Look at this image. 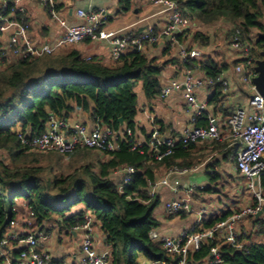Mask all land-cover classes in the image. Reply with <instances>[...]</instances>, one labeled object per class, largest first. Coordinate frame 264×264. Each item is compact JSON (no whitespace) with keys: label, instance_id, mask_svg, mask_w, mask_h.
Returning a JSON list of instances; mask_svg holds the SVG:
<instances>
[{"label":"trees","instance_id":"trees-1","mask_svg":"<svg viewBox=\"0 0 264 264\" xmlns=\"http://www.w3.org/2000/svg\"><path fill=\"white\" fill-rule=\"evenodd\" d=\"M173 1L197 23L211 25L224 21L228 26L236 27L242 38L248 41L253 38L251 30L264 34V26L260 22L264 15V0ZM119 5L127 11L131 0H119ZM61 6L57 4V8ZM194 33V40L199 42L208 37L200 31ZM255 41L257 48H253L252 56L257 59L264 48V40L255 36ZM169 61L160 63L145 53L131 50L105 64L98 57H84L72 48L60 49L39 58L13 59L5 69L0 70V149H4L12 161L7 165L0 161V240L13 221L22 227L38 228L45 235V223H61L65 229L72 230L83 223V217L88 213L93 225H98L102 231L114 264H144L169 259L160 242L149 238V233L156 230L160 223L153 214L159 200L157 196L149 198L147 188L157 179L159 170L193 168L195 146L184 149L178 145L174 153L161 162H149L138 150L131 151L123 138L126 129L133 132L137 129L136 86H140L146 100L157 98L162 87L163 66ZM195 63L203 73L217 78L231 70L237 62L226 58L219 62L210 55H203ZM221 101L222 88L215 84L208 103L222 111L224 104ZM75 111L87 113L89 118L120 134L122 138L117 149L103 154L101 159H92L91 156L80 167L81 174H53L50 178H43L37 168L38 160L31 158L29 161L28 154L56 155L58 158L62 154L28 152L21 145L17 132L39 135L50 115L68 118ZM205 119V115H201L194 123L196 126L204 125ZM156 122L160 124L158 120ZM210 147L218 151L224 160L230 158L232 164L235 163L233 146L212 142ZM92 152L91 149H82L65 156L80 159L93 155ZM122 166H131L135 172L119 193L115 185L119 179L112 172ZM216 166L217 162L206 165L209 169L204 174L209 186L201 192L213 191L211 185L220 178ZM260 187L264 197V176L260 178ZM77 206L83 209L78 210ZM230 214L231 211H226L210 216L203 222V227L209 228ZM247 218L249 228L240 233L242 249H234L214 237L189 253L187 264H210L211 246L217 247L221 264H264V243L251 240L252 236H264V214ZM36 232L31 231L33 234ZM27 234L29 232L19 236ZM14 247L10 264L17 262L18 248L15 244ZM2 263L3 258L0 257Z\"/></svg>","mask_w":264,"mask_h":264},{"label":"built area","instance_id":"built-area-1","mask_svg":"<svg viewBox=\"0 0 264 264\" xmlns=\"http://www.w3.org/2000/svg\"><path fill=\"white\" fill-rule=\"evenodd\" d=\"M22 1L24 0H0V41L5 42L0 45V70L5 69L11 59L39 58L52 55L65 46L86 42H105L112 60L119 59L131 50L145 53L149 47L167 46L174 52L177 68L176 74L170 76L162 85L159 97L166 99L178 92L189 113V122L174 134L170 128L159 125L155 116L148 115L150 130L147 133L138 136L129 129L124 131L123 138L128 142L130 150H138L149 162H161L172 155L178 145L186 149L198 143L219 142L235 149L233 170L246 185L245 188L251 195V205L237 211L228 209L231 211L228 217L204 228V210H195L191 200L196 191L201 192L205 187L182 185L179 181L182 175L198 168L168 169L148 185L147 196H157L162 187L174 193L181 190L182 196L165 202L166 214H192L195 222L176 236L160 235L152 230L149 238L160 242L169 259L144 264H187L189 253L198 250L202 242L214 237L222 239L234 249H242L243 243L236 223L248 216H256L264 207L260 187V178L264 176V95H258L252 84V79L256 76V59L252 56L253 38L250 41L243 39L236 27L228 26L224 35L226 52L229 60L237 63L231 70L212 78L203 73L195 63L203 58L202 49L181 40L186 34L196 32L198 24L173 0H151L161 7L163 23L157 28L146 26L136 33L104 30L107 15L95 9H76L74 17L77 22L70 24L65 18L66 10L57 8L56 0H37L50 21L62 30L59 37L48 43H35L29 37L26 9ZM232 76L236 78L233 79ZM234 81L242 86L247 96L240 105L229 110L224 99L235 88ZM215 84L222 88V111L208 103ZM199 90L204 92L203 98H199ZM201 115H205V124L196 126L194 121ZM17 137L28 152H55L62 155L82 149H91L106 155L117 149L118 141L122 138L98 120L89 118L82 122L53 115H50L39 135L17 132ZM134 172L131 166H122L112 172L119 179L115 184L119 193ZM16 227L17 222H11L6 235L0 240V257L4 258L5 249L9 245L15 248V244L18 248L19 264H54L50 254L40 247V241L45 239L43 233H29L20 237L15 231ZM94 227L93 219L87 213L83 217V223L72 228L81 233L80 258L70 264H114L110 247L101 252L96 251ZM209 253L210 264H221L222 259L216 246H211Z\"/></svg>","mask_w":264,"mask_h":264},{"label":"crops","instance_id":"crops-1","mask_svg":"<svg viewBox=\"0 0 264 264\" xmlns=\"http://www.w3.org/2000/svg\"><path fill=\"white\" fill-rule=\"evenodd\" d=\"M56 1L57 4L62 5L61 10H66L65 18L67 22L70 24H74L77 22L76 18L74 17V11L76 9H85V10L95 9V10L103 11L107 15V19L103 25V29L106 31H115L119 33H126V32L136 33L142 30L146 26H153L157 28L162 25L164 19V15L163 13H161V7L151 2V0H131L130 8L127 11H123L121 9V6L119 5V0H56ZM22 4L25 6L26 9L25 18L27 20V24L29 25L28 35L33 42L48 43L53 41L62 34V30L52 21H50L44 9L40 6L37 0H24L22 1ZM197 24H198L197 31H200L204 35L211 38V35L214 33L216 37H222V41L219 40L218 43L209 41L208 43L209 46H206V48H209L210 51L207 52L206 54L203 53V55H210L212 57H215V60L219 62L223 58L229 59L224 42L225 41L224 35L228 27V24L224 21H219L218 24L213 26L204 25L201 23H197ZM193 34L195 33L190 32L189 34H186V36L183 37L181 40L187 44L191 43L195 47L201 49L204 48L205 46L201 45L200 42H198L197 40H194L195 38ZM2 44H5V42L1 40L0 45ZM220 47H223L225 52V56L223 57H221L219 53H217L220 50ZM74 48L78 50L82 54V56L98 57L105 64H110L111 62L114 61L110 58L108 46L105 42L80 43L74 45ZM166 48L168 47H165L164 45H157V46L149 47L148 50L145 52V54L149 58H156L157 61L160 63L168 59L171 60L163 66V70L161 73L162 85L167 81L168 78H170V76L176 74L175 70L177 68V60L174 58V52L170 48H168L167 51ZM232 77L233 79L236 78L234 76ZM138 88L140 90V99H139L140 104H138V98H137L138 113L135 118V123L137 125L136 133L138 136H142V134L144 135L150 130V125L147 121V116L151 114L155 116L156 119L160 122L159 125L170 128L174 134H177V132H179L189 122V113L178 92L173 93L170 97L166 99L160 98L158 96L157 98L148 101L144 98L139 85L136 86V89ZM197 94L199 98L204 97V92L201 90H199ZM246 96L247 95L245 90L242 88V86L239 85V83L236 82L235 88L229 91V95L226 96L224 101L226 103V106H231L232 108H234L235 106L240 105L244 101ZM68 118L70 120H78L83 122V121H87L89 119V116L87 113L75 111L70 113ZM194 146H195L194 151L196 154L200 155V153L202 152L203 153L211 152V157H214L212 158L213 160L211 162L220 163L225 161L218 151L212 150L210 144L198 143L195 144ZM228 160L231 161L230 158H228L227 161ZM196 168L198 169L190 172L189 174L186 173L180 177V180L182 178L185 179L187 178L186 183H183L181 181L182 185L191 184L189 178L190 176L191 177L195 176L194 180H196L199 183L196 185H203L205 188H207L209 186V185L207 186L206 184L207 181L205 179L202 180L199 178L200 175H203L204 166L199 165L196 166ZM229 175L236 176V173L233 170V172L230 173ZM220 181L222 182L221 178L216 180L211 185L213 191L216 190L217 186L215 185L219 184ZM213 191L210 192L213 193L212 196H209V199L211 198L210 200H212L213 197L217 196L216 194H214ZM171 193L172 194H170L171 196L169 200L176 199L182 196L181 190H179L177 193L174 192ZM205 197L207 196H205L204 191L203 192L196 191L191 200V205L194 203L193 204L194 208H200L201 206H203L205 210L206 208L205 205H208L210 202ZM208 207L210 210H212L211 208L213 206H208ZM222 208L225 209V211L226 210L228 211V209H232L229 206L227 209L226 207H222ZM222 208L221 207L217 208V211H219L221 214L224 213L222 212ZM76 209L80 210L83 208L82 206H77ZM159 218L156 217L157 220ZM44 226H45V230H47V233L45 234V239L40 241V247L41 249L47 251L50 254L54 264H70L76 262L80 258L79 244H80L81 233L79 231L67 230L64 227H62L61 223H45ZM182 227H186V226L183 225ZM36 230H37L36 233L40 232L38 231L39 230L38 228L31 229V228L22 227L21 224L18 222H17V227L15 228V231L18 234L20 233L22 234L25 232L31 233V231H36ZM167 232H171V231H165L161 233V235L176 236V234H178L177 232L176 233H172V232L167 233ZM94 247L97 252H101L109 247L108 244H106L105 237L102 231L99 229L98 225L94 227ZM12 250H13V245H9V247L5 249L6 255L3 258L2 264H7V263L10 264ZM16 264H19L18 261L16 262Z\"/></svg>","mask_w":264,"mask_h":264},{"label":"rangeland","instance_id":"rangeland-1","mask_svg":"<svg viewBox=\"0 0 264 264\" xmlns=\"http://www.w3.org/2000/svg\"><path fill=\"white\" fill-rule=\"evenodd\" d=\"M260 22L264 26V15L261 18ZM218 23L219 22L216 21V22H214V24H211L210 26L216 25ZM257 33H258L257 30H251V32H250V34L253 37V44H254L255 48H257V46H255V42H256L255 36ZM219 40L222 41V37H216L214 33L211 35V38L205 37V41L200 42L201 45L205 46L204 48H202L203 53L206 54L207 52L210 51L209 48H206V46H208L209 41L218 43ZM72 48H74V46H69L68 48L64 47V49L62 48L63 50L61 49V51H64L67 49H72ZM217 53H219V55L221 57L225 56V52H224L223 47H220V50ZM135 93H136L137 98H138V104H140V101H139L140 90H139V88L138 89L135 88ZM227 109L230 110V109H232V107L228 106ZM92 153H93V155L86 156V157L80 158V159H79V157H74L73 159H70V157L65 156V155H63V156L61 155L58 158V156H56V155H36V154L30 153V154H28V157H29L28 160L30 161L31 158L37 159L38 160L37 168H39V171L41 170L43 178H50L53 174L64 175V176L71 175L73 173L81 174L80 167L88 162V161H86L87 159L91 158V156L93 157L92 159H94L95 157H97L98 159H101V157H102V154L98 151L93 150ZM195 157H196V159L194 161L193 167H196L199 165L204 166L203 171H206L209 169L208 167L206 168V165L211 163V161L213 160L212 158H214V157H211V152H204V153L202 152V153H200V155L196 154ZM0 161H2L5 165L11 164V162H12L10 160V158L7 156V152L4 149H0ZM32 165H33V163H32ZM232 168H233V164L229 160L228 161L225 160L224 162H220L219 165L216 166L215 170H216V172L219 173V175H220L219 177L221 178L222 182L220 181L219 184L215 185L217 187H216V190H214L213 192L217 196L213 197L212 200H210L211 198L209 199V196H212L213 193H209L207 191L204 192L205 196H207L205 198L210 201L208 205H205L206 206L205 210H204L203 206H201L200 208H194L193 207L194 203L192 204V207L195 210H197V211H203L204 210L203 214H204L205 219H208L210 216H218V214H221L219 211H217V208H219V207H221V208L226 207V209H227L229 206L233 210L237 211V210H240L241 208H244L245 206H248L251 203L249 200L251 198V195H250V193L247 192V190L245 188L246 185L244 184L243 180L239 179V177H237L235 175H229L230 173L233 172ZM50 169H51V172H50ZM163 171L159 170V172H158L159 176L157 178L162 176ZM199 178L202 180L205 179L207 181V178H206V175L204 174V172H203V175H200ZM186 179L182 178L181 180L179 179V181L181 184H182V182L186 183L187 182ZM189 179H190L189 181L192 185L199 184L196 180H194L195 176L194 177L190 176ZM206 184H207V186L209 185L208 181ZM170 194H172L171 191L168 190L167 188H164V187L160 188L158 193H157V198L159 200V203L155 207L153 214L157 218L160 217L158 219L160 225L156 229L157 233L160 235H161V233H163L165 231H171L172 233L177 232L178 234H176V235H179V233L182 230L188 229L190 227V225L195 222V216H193L192 214H186L183 216H181V215L168 216L166 214L165 202L169 200V198L171 196ZM208 206H213L211 208L212 210H210ZM226 211H225V209L222 208V212L225 213ZM248 223H249V219L247 217L245 219L239 220L236 223V226H237L240 233L242 232V230H248V228H249ZM183 225H185L186 227H182ZM171 232H167V233H171ZM251 240L254 242L264 243V236H262V235L252 236Z\"/></svg>","mask_w":264,"mask_h":264},{"label":"water","instance_id":"water-1","mask_svg":"<svg viewBox=\"0 0 264 264\" xmlns=\"http://www.w3.org/2000/svg\"><path fill=\"white\" fill-rule=\"evenodd\" d=\"M257 38H262L264 40V34L258 32L256 34ZM254 71L256 76L252 79V84L258 95H264V48L259 52V57L255 61ZM120 124L122 120L119 119ZM264 213V207L261 212H259L255 217H258Z\"/></svg>","mask_w":264,"mask_h":264}]
</instances>
